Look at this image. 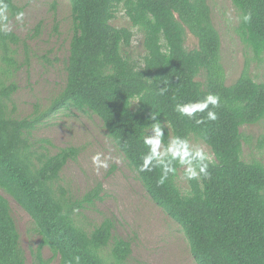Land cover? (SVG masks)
I'll return each instance as SVG.
<instances>
[{
  "label": "trees",
  "instance_id": "obj_1",
  "mask_svg": "<svg viewBox=\"0 0 264 264\" xmlns=\"http://www.w3.org/2000/svg\"><path fill=\"white\" fill-rule=\"evenodd\" d=\"M9 14L21 11L13 0ZM238 11L237 33L256 58L264 55V0H231ZM73 33L65 64L63 88L42 112L35 109L17 118L8 103L17 85L9 80L16 70L11 31L0 34V264H26V254L11 214L6 193L30 216L39 235L31 250L34 264H46L44 247L59 264H125L130 241L113 233L110 217L87 230L78 214L86 203L101 199V183L81 198L59 183L69 160L80 148L69 145L54 153L31 139L43 118L62 108L89 110L102 121L108 135L137 172L146 151L139 139L148 113L170 122L167 135L194 136L211 150L209 177L187 181L183 192L178 173L157 186L159 169L138 173L149 196L179 224L197 264H264V164L241 157L244 124L264 119V82L245 68L227 84L221 62V36L207 0H70ZM119 8L142 34L144 55L134 61L123 53L133 31L114 26ZM251 13L244 22L241 17ZM189 32L197 46H185ZM161 89H165L163 93ZM220 97L216 121L197 125L179 117L176 103ZM138 98V99H137ZM198 113L197 116H205ZM49 144L48 139H43ZM181 169L178 170V172ZM183 172V170H182ZM109 247L105 256L102 249Z\"/></svg>",
  "mask_w": 264,
  "mask_h": 264
},
{
  "label": "rangeland",
  "instance_id": "obj_2",
  "mask_svg": "<svg viewBox=\"0 0 264 264\" xmlns=\"http://www.w3.org/2000/svg\"><path fill=\"white\" fill-rule=\"evenodd\" d=\"M207 1L211 6L213 23L221 36V62L225 68L226 83L233 82L245 68L254 80L264 82V55L256 58L237 33L238 11L231 0ZM13 2L22 7L25 18L23 25L11 21V32L18 37V41L12 44L17 67L16 70L11 68L8 76L17 88L7 109L20 118L35 109L44 111L63 88L73 29L70 0ZM110 22L133 31L131 43L123 48V53L134 61H141L145 53L142 34L131 26L124 10L119 8ZM185 46L188 49L197 46V39L189 32ZM240 132L243 137L242 159L258 160L264 164V119L242 125ZM31 139L49 153L69 145L80 148L77 158L69 160L62 169L59 183L76 199L101 183V199L86 203L78 219L87 230H91L103 219L112 218L113 233L130 241L131 254L125 264H197L182 228L149 196L137 172L128 164L96 114L73 107L62 108L43 118L33 129ZM43 139H48L49 144ZM190 140L200 143L211 159L214 158L203 141L194 136ZM96 152L110 157L107 170L94 171L91 157ZM182 173L181 169L177 184L185 192L188 187ZM3 194L9 200L26 254V264H34L30 251L37 245L39 235L29 214L12 197ZM101 252L106 256L109 247ZM42 258L48 259L46 264H59V257L52 255L47 247L43 249Z\"/></svg>",
  "mask_w": 264,
  "mask_h": 264
},
{
  "label": "clouds",
  "instance_id": "obj_3",
  "mask_svg": "<svg viewBox=\"0 0 264 264\" xmlns=\"http://www.w3.org/2000/svg\"><path fill=\"white\" fill-rule=\"evenodd\" d=\"M25 13L17 11L11 18L9 15V4L6 0H0V34H7L11 31V21L17 25H23ZM241 19L248 22L251 13L244 14ZM165 89H161L163 93ZM138 99V98H137ZM220 106V97L215 94H207L202 99L187 103H176L173 111L181 118L187 117L194 120L195 124L201 125L206 121H216L217 113L214 110ZM198 113H206L205 116H197ZM159 114L148 113L147 123L141 125L139 139L142 141L146 151L140 155V163L136 166L138 173H150L159 169L160 175L156 180L157 186H162L170 177L177 175L178 170H183V178L187 181L199 180L201 177H209L208 167L211 163L210 155L200 143L192 142L188 137L180 135H167V129L171 127L170 122L158 119ZM110 157L96 152L91 157V164L94 171L107 170ZM79 264L80 257L73 258ZM68 264H72L69 261Z\"/></svg>",
  "mask_w": 264,
  "mask_h": 264
}]
</instances>
